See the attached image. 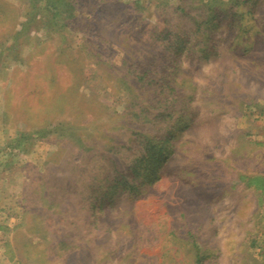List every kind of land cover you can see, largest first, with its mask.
Segmentation results:
<instances>
[{
    "label": "rangeland",
    "instance_id": "obj_1",
    "mask_svg": "<svg viewBox=\"0 0 264 264\" xmlns=\"http://www.w3.org/2000/svg\"><path fill=\"white\" fill-rule=\"evenodd\" d=\"M75 1L81 10L73 15L96 21L93 29L62 27L67 21L63 22L64 7L53 21L57 26H52L46 0H0L8 5L7 21L0 26V264H35L24 255L26 245L57 243L54 235H76L86 228L78 221L84 214L81 206L65 217L57 207L29 211L26 199L35 191L39 175H46V180L65 178L86 162L88 150L123 143L119 152L115 148L116 157H125L124 152L138 155L121 117L128 97L117 84L130 67L132 54L126 58L125 42H116L110 33L127 36L131 42L147 40L164 28V20L176 31L174 9L188 4L187 0ZM189 1L196 7L206 0ZM219 1L227 6L231 0ZM21 25L17 37H5L21 30ZM242 25L250 43L243 58L226 52L213 64L200 62L198 54L180 56L183 67L194 68L195 124L178 137L172 135L174 153L156 180L115 200L104 232L87 229L89 244L80 246L75 257L67 252L65 259L55 258L53 264H195L197 257L201 264H264L260 213L264 149L255 134L264 121V0L244 15ZM237 32V27L216 32L215 39L228 33L227 42L221 44L224 52ZM53 73L67 97L64 110L50 114L51 126L56 121L74 124L73 136L60 128L37 133L38 125L25 120L32 112L40 116L38 99L57 94L50 79ZM208 83L234 105L218 110L212 95L203 94ZM187 91L194 92L192 87ZM174 119L158 123L157 128L174 129ZM88 164V169L93 167ZM248 181L254 188L246 187ZM86 250L92 255H84Z\"/></svg>",
    "mask_w": 264,
    "mask_h": 264
},
{
    "label": "trees",
    "instance_id": "obj_2",
    "mask_svg": "<svg viewBox=\"0 0 264 264\" xmlns=\"http://www.w3.org/2000/svg\"><path fill=\"white\" fill-rule=\"evenodd\" d=\"M61 1H66V4L61 6ZM187 2V6H177L174 9L180 23V25L175 23L178 28L175 27L176 31L169 28V20H164V28L159 32L154 31L147 40L139 38L131 42L127 36L119 37L118 34L116 36L114 31L110 33L116 42H125L122 47L126 58L132 54L128 59L132 63L125 74L117 78V84L118 90L128 97L121 117L130 131L131 142L137 146L138 155L132 157L128 152H124L125 157H116L115 148L119 152L123 143L116 146L113 144L99 151L88 150L86 162L73 167L70 174L61 180L55 178L46 180V175H39V183L33 188L35 191H31L26 199L27 209L48 212L50 208L57 207L60 213L69 217L73 208L78 205L81 206L80 211L84 213L78 219L79 224L86 228H81L76 234L80 236L54 235L57 243L52 241L33 247L26 245L23 252L27 260L35 264H53L55 258L65 259L67 252L75 257V254L80 253L78 251L80 246L84 247L89 242V229L94 228L95 234L104 232V221L110 210L115 208L116 199L124 194L138 193L144 185L157 179L164 162L174 153L171 144L173 136L176 134L178 137L186 129H190L198 117V109L191 106L197 90L192 84L194 68L183 67L179 61L181 55L198 54L197 59L200 62L213 64L225 57L226 52H232L238 59L246 55V48L250 43L247 39L248 31L242 25V21L246 13L256 8L259 0H231L227 6L219 0H206L196 7L189 5L192 1ZM46 3L52 16V19H49L52 26H57L53 21L60 16L59 8L62 7L65 9L62 10L63 22L71 20L70 24L66 21L62 27L87 32L96 24V21L84 17L76 18L73 15L79 8L75 0H46ZM7 6L0 2V26L7 21ZM224 21L226 25H222ZM24 25L13 34L7 32L5 37H17ZM223 27H226L228 32L237 27L238 31L234 36V43L229 44L225 52L221 44L227 42L228 33L222 38H214L216 32ZM256 68L257 73H261L260 67ZM223 74L228 75L229 69L224 68ZM54 78L53 73L50 79L56 87L57 94L47 100L38 99L37 102L42 104L40 116L37 117V113L32 112L30 118L25 120L38 125L37 133H44L50 128H60L73 136V130L76 128L74 124L56 121L55 126H51L50 114L64 110L67 97V91L60 92L61 89ZM208 85L210 86L206 87L203 94L208 92L210 96L212 95L211 98L218 110L224 111L226 107L234 105L225 94L217 95L211 83ZM187 87H192L194 92L187 94ZM172 118H175L176 123L174 129L164 127V130L160 131L157 128L158 123ZM88 162L93 164L90 169L87 167ZM41 183L42 192L39 187ZM90 208L93 211L89 210ZM75 236L78 237L76 241ZM85 254L92 255V252L86 250ZM195 264H201L199 257L196 258Z\"/></svg>",
    "mask_w": 264,
    "mask_h": 264
},
{
    "label": "crops",
    "instance_id": "obj_3",
    "mask_svg": "<svg viewBox=\"0 0 264 264\" xmlns=\"http://www.w3.org/2000/svg\"><path fill=\"white\" fill-rule=\"evenodd\" d=\"M255 134H256V136L257 137H259L257 140L259 141L258 143H259V145L258 146H260L261 148H263L264 149V121L262 122V125H261V127L259 128V130H258V132H255ZM258 134V135H257ZM264 174V173H263ZM262 179V181L264 182V177H262L261 178ZM249 180H251V177H250V179ZM247 186L246 187H248V188H254L253 186H252V181H248V183L246 184ZM260 213H261V218L263 219V217H264V206H262V210L260 209ZM251 222H252V219H250L249 217H248V219H246V222H245V224L249 227V226H251ZM264 241V240H263Z\"/></svg>",
    "mask_w": 264,
    "mask_h": 264
}]
</instances>
